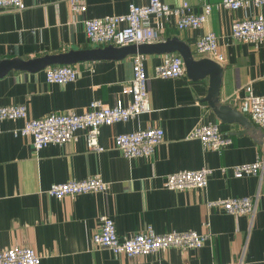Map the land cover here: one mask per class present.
<instances>
[{
  "label": "crops",
  "instance_id": "0c3cea01",
  "mask_svg": "<svg viewBox=\"0 0 264 264\" xmlns=\"http://www.w3.org/2000/svg\"><path fill=\"white\" fill-rule=\"evenodd\" d=\"M87 11L75 14L68 0H25L22 11H0V60L32 59L71 50L90 49L86 18L124 14L131 3L149 0H83ZM171 6L187 1L195 13L206 3L221 0H162ZM264 14V6L237 10L214 7L199 29H179L176 18L152 17L161 40L178 37L198 54L196 42L209 31L219 37L225 61L221 103L230 109L220 117L211 107L209 77L199 80L187 73L180 78L155 76V67L165 54H144L149 77L152 111L128 121L103 125L99 142L103 151L90 150L86 130L75 141L49 144L35 151L32 139L16 135L24 119H6L0 129V249L15 245L35 248L40 264H264V179L256 175L237 178L229 169L255 161L261 154L264 129L242 113L234 99L264 95V43L255 45L232 36L237 19ZM178 54V53H177ZM133 55L123 59L80 61L75 81L50 83L46 69L37 72L10 70L0 76V105L24 103L30 118L50 113L82 112L91 101L126 105L130 96L123 87L133 77ZM216 122L233 142L222 149L204 148L199 139H189L199 124ZM161 127L164 140L150 157H126L115 147L119 133ZM214 169L203 189L171 190L167 175L180 170ZM100 175L109 183L104 192H91L57 199L48 189L54 183ZM259 194L255 216L228 213L209 207L220 198ZM102 216L112 218L122 237L146 229L156 233L197 231L209 235L203 246L171 247L148 255L115 254L93 243Z\"/></svg>",
  "mask_w": 264,
  "mask_h": 264
},
{
  "label": "built area",
  "instance_id": "2783aa9c",
  "mask_svg": "<svg viewBox=\"0 0 264 264\" xmlns=\"http://www.w3.org/2000/svg\"><path fill=\"white\" fill-rule=\"evenodd\" d=\"M70 9L75 14L87 11L83 0H68ZM255 5L264 6V0H221L218 3H206L201 13H195L189 2L171 6L162 0H149L146 4L131 3L129 11L124 14L107 15L104 17L86 18L84 20L86 33L93 45L126 46L130 44L156 43L161 40L152 17L176 18L179 29H199L209 18L214 7L232 10ZM26 8L25 0H0L1 10L22 11ZM232 36L238 41L260 45L264 43V14L254 17L237 19L232 24ZM199 55L212 58L220 63L225 56L220 49L219 37L209 31L201 35L196 42ZM133 59V77L123 87V92L130 96L126 105H110L100 99L91 101L89 108L82 112L68 111L50 113L40 118H30L28 106L24 103L0 105V129L6 119H24L23 127L15 130L16 135L32 139L35 151L49 144L63 145L77 139L79 130H86V141L90 150L103 151L99 142L100 129L103 125H113L117 122L134 119L152 111L148 90V74L143 54H136ZM186 74L183 57L177 53L165 54L161 63L155 67V76L160 78H180ZM79 70L74 65H56L46 69V78L50 83L65 84L75 81ZM234 104L242 113L264 129V95H250L244 99H234ZM165 131L161 127L152 126L140 128L131 132L119 133L115 136L114 145L129 158L150 157L164 140ZM189 139H199L204 148L221 151L233 142L230 135L222 132L216 122H207L194 127L188 134ZM232 170L237 178L256 175L264 179V142L261 154L249 163H241L231 167H221L223 173ZM214 169L203 167L197 170H180L166 177L165 187L171 190L192 188L203 189L207 186ZM109 189V183L100 175H91L84 179H69L54 183L48 189L50 195L57 199L76 196L91 192H104ZM259 194L254 196L220 198L209 201V207H222L228 213L249 214L255 216L258 207ZM209 235L197 231H170L156 233L146 229L133 235L120 236L115 221L102 216L101 227L94 233V244L107 247L115 254L130 257L148 255L171 247L184 250L198 248L204 245ZM42 256L29 246L15 245L0 249V264H40ZM238 264H242V260Z\"/></svg>",
  "mask_w": 264,
  "mask_h": 264
},
{
  "label": "water",
  "instance_id": "95a60500",
  "mask_svg": "<svg viewBox=\"0 0 264 264\" xmlns=\"http://www.w3.org/2000/svg\"><path fill=\"white\" fill-rule=\"evenodd\" d=\"M180 54L185 62L187 75L199 80L204 77H209V101L211 107L220 117H225L224 114L230 107L221 103L220 94L223 81L224 68L220 62L209 58L202 57L197 59L191 47L178 37H170L166 40H160L156 43L130 44L126 46H116L109 44L103 47L90 49L71 50L65 53L55 55H45L32 59H21L15 57L12 59L0 60V76L7 74L10 70H28L37 72L54 64H76L80 61H94L101 59H123L130 55L136 54Z\"/></svg>",
  "mask_w": 264,
  "mask_h": 264
}]
</instances>
